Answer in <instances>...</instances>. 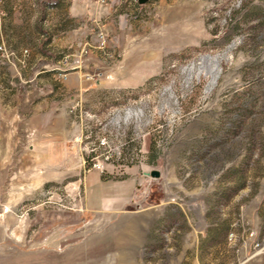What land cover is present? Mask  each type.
Listing matches in <instances>:
<instances>
[{
  "label": "rangeland",
  "instance_id": "rangeland-1",
  "mask_svg": "<svg viewBox=\"0 0 264 264\" xmlns=\"http://www.w3.org/2000/svg\"><path fill=\"white\" fill-rule=\"evenodd\" d=\"M263 219L264 0H0V264H264Z\"/></svg>",
  "mask_w": 264,
  "mask_h": 264
},
{
  "label": "built area",
  "instance_id": "built-area-1",
  "mask_svg": "<svg viewBox=\"0 0 264 264\" xmlns=\"http://www.w3.org/2000/svg\"><path fill=\"white\" fill-rule=\"evenodd\" d=\"M102 2L106 1V0H101ZM102 43L104 44V39L102 41ZM263 224H264V219H263ZM257 230H261V226H250L249 227V234L248 238H244L242 237L239 243V247H244L246 249L248 253L247 257L245 260H253V259H257L260 256L264 255V232H261V236L262 237H254V231ZM232 234H237L236 229L233 228L230 230V232L228 233V237L229 239H233ZM238 245V244H237Z\"/></svg>",
  "mask_w": 264,
  "mask_h": 264
},
{
  "label": "bare ground",
  "instance_id": "bare-ground-1",
  "mask_svg": "<svg viewBox=\"0 0 264 264\" xmlns=\"http://www.w3.org/2000/svg\"><path fill=\"white\" fill-rule=\"evenodd\" d=\"M215 61L218 63V59H215ZM214 61V59H213V57H211V56H205V57H203L202 58V64H200L201 65V67L203 66V64H205L206 62L207 63H213V64H216V62ZM190 68L191 69H193V68H195V66L192 64L191 66H190ZM214 72V69L212 70V73ZM214 74H212V76H213ZM217 77V76H216ZM216 77L214 78L213 77V79H214V82L213 83H215L216 82ZM132 112H134V109H132V108H129L128 109V111L126 112V115L128 116L129 114H131ZM120 117V116H119Z\"/></svg>",
  "mask_w": 264,
  "mask_h": 264
},
{
  "label": "water",
  "instance_id": "water-1",
  "mask_svg": "<svg viewBox=\"0 0 264 264\" xmlns=\"http://www.w3.org/2000/svg\"><path fill=\"white\" fill-rule=\"evenodd\" d=\"M146 0H139L140 3L145 2ZM215 59H217V57H215ZM217 78V77H216ZM160 171L159 170H152L151 171V176L155 177V178H159L160 177Z\"/></svg>",
  "mask_w": 264,
  "mask_h": 264
},
{
  "label": "crops",
  "instance_id": "crops-1",
  "mask_svg": "<svg viewBox=\"0 0 264 264\" xmlns=\"http://www.w3.org/2000/svg\"><path fill=\"white\" fill-rule=\"evenodd\" d=\"M160 205V204H159ZM258 261V260H257ZM257 261H253V262H249L247 264H257ZM263 258L259 259V262H262ZM193 264H200V262L198 260L193 261ZM246 264V263H245ZM261 264V263H260Z\"/></svg>",
  "mask_w": 264,
  "mask_h": 264
}]
</instances>
